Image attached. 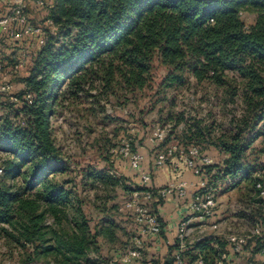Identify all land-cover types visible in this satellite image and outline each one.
Masks as SVG:
<instances>
[{"label":"trees","instance_id":"obj_1","mask_svg":"<svg viewBox=\"0 0 264 264\" xmlns=\"http://www.w3.org/2000/svg\"><path fill=\"white\" fill-rule=\"evenodd\" d=\"M247 15H254L255 21L248 23ZM45 22L52 23L56 32L47 30L43 37L37 36L38 50L29 75L22 79L23 88L14 95V102L0 104V109H11L17 119L24 116L23 125L11 114H0L4 172L0 223L16 229L19 239L35 250L41 240L43 253L66 248L77 259L84 254L85 244L95 235L89 234L82 202L73 199L72 190L66 187L70 182L57 180L71 166L54 139L52 118L68 102H88V110L95 112L111 101L124 106L136 100L152 85L157 57L169 68L162 87L184 85L193 78L225 90L231 98L240 97L245 104L234 129L215 142L208 128L199 123L189 127L187 137L190 142L213 144L224 155L221 163L205 168L211 183L227 178L235 186L244 179L252 182L257 204L253 227L259 225L262 234L250 243L248 262L256 264L254 256L264 246V198L256 188V174L264 170V164L246 161L253 144L247 137L264 123V0H52ZM0 43L16 51L25 42L0 34ZM26 93L32 95L31 102ZM262 134L258 132V136ZM166 139L167 135L154 148ZM114 172L89 168L81 174L93 186L114 189L125 185L128 193L146 190ZM68 210L79 219L83 237L43 246L52 241L44 238V230L50 228L45 224L47 216L60 226L69 216ZM178 249L176 240L164 259L151 257L143 264H176ZM227 251L226 238L211 235L187 243L182 258L190 256L186 264L198 258L204 264H220Z\"/></svg>","mask_w":264,"mask_h":264},{"label":"rangeland","instance_id":"obj_2","mask_svg":"<svg viewBox=\"0 0 264 264\" xmlns=\"http://www.w3.org/2000/svg\"><path fill=\"white\" fill-rule=\"evenodd\" d=\"M51 1L45 0L44 6H38L37 0H30L26 7L31 24L41 27V37L47 30L56 32L52 23L45 22ZM37 39L36 35L31 36L17 47L16 51L0 43V60L4 67L0 74V87L4 84L11 86L9 92L0 93V104L14 102L12 96L23 88L22 79L29 75L34 55L38 50ZM18 60L23 66L15 70L14 66ZM168 73L169 68L156 57L153 63L152 85L138 94L136 100H131L124 106L111 101L106 105L102 104L103 110L95 112L88 110L91 108L88 102L74 105L68 102L64 109H58L51 122L53 135L71 167L70 172L58 175L57 180L70 182L66 187L72 190L73 199L77 198L82 202L91 231L89 234L95 235V239H88L84 254L79 255L77 259L66 248H62L60 252L43 253L41 240L36 243L35 250L33 245L25 244L19 239L16 229L0 223V264H143L151 257L164 259L167 256L165 248L153 249L159 236L139 235L133 213L125 207L134 191L128 193L130 190L125 189V185L114 189L89 185L82 178L81 171L106 168L115 170L114 174L117 176L123 172L126 176L128 159L121 154L123 140L130 142L138 152L150 151L152 161L170 145H197L214 162H222L224 155L215 145L203 141H189V127L197 123L207 127L211 132L212 141L215 142L223 134H229L235 127V120L244 114L245 104L242 99L231 98L225 90L218 89L208 82L199 84L193 78H189L184 85L162 87ZM10 111L12 110L0 109V114H11L15 122H22L23 115L17 119ZM22 124L24 125L23 122ZM159 128L164 130L167 139L163 145L154 148L150 139ZM260 131L264 132V123L247 137L253 139V144L246 162L261 166L264 164V134L258 136ZM2 159L3 155H0V170ZM3 174L2 170L0 182ZM228 179L218 185L214 192L217 199L216 215L210 219H197L201 220L199 224H203L205 228L191 229L187 243L211 235L226 238L229 234H246L253 228L252 216L255 217L257 204L252 182L244 179L235 186L232 180L227 183ZM130 184L133 185L132 182ZM150 207L153 210L154 205ZM66 215L60 226L54 224L51 216H47L45 224L50 228L44 230V238L52 241L43 246L57 245V240L65 244L77 237H83L76 214L68 210ZM213 224H217L218 229H213ZM137 244L141 247L140 258L125 263L128 249ZM252 248L253 245L249 244L243 256L247 254L249 259ZM87 259L90 260L89 263ZM189 260L190 256H185L184 262L188 263Z\"/></svg>","mask_w":264,"mask_h":264},{"label":"built area","instance_id":"obj_3","mask_svg":"<svg viewBox=\"0 0 264 264\" xmlns=\"http://www.w3.org/2000/svg\"><path fill=\"white\" fill-rule=\"evenodd\" d=\"M30 0H0V4L4 3L6 11L0 12V34H7L13 41L26 42L31 36H41V27L31 24L30 18L26 13V7ZM38 6H44L45 0H37ZM39 43L43 44L44 39H39ZM23 66V63L18 60L14 69L18 70ZM3 63L0 60V74L3 72ZM10 84H4L0 87V93L9 92ZM26 99L31 102L32 95L26 93ZM12 99L16 100L14 96ZM166 137L162 128H159L154 136L150 139L153 147L157 146ZM121 154L128 159L130 168L140 172L139 186L145 187L144 191H134L127 201L125 207L133 213L134 222L137 225L139 235L142 237L159 236L163 230L162 224L158 215L153 212L150 207L153 202L160 199H165L169 195H175L184 202V208L187 212L197 218L210 219L216 215L217 199L215 197L216 187L222 184V180L210 182L206 173V166L213 164L210 156L201 151L199 147L191 146L189 148L170 145L168 148L157 155L155 165L162 167L169 162L174 163V167L180 170L182 166L190 169L195 176L201 177L199 183L200 189L194 192L190 199L188 189L190 185L186 181H181L178 184H168L166 186L155 188L151 186L152 175L150 172L143 170L144 156L134 151L130 142H122ZM2 172V170H0ZM256 176L259 180L256 183V188L259 190V196L264 198V170L258 172ZM231 179L226 182L229 183ZM213 229H218L217 224L212 225ZM193 229L190 224V219H183L178 225L177 240L179 241V249L174 253L176 264H186L182 258V253L186 249L187 237ZM262 230L259 225L251 228L246 234H229L226 236L228 242V251L222 254L220 264H230L231 254H243L245 248L252 243L257 237L261 236ZM260 254L264 256V246L260 250ZM141 256V247L137 244L134 248H130L124 258L125 263H130L133 259H138ZM191 264H204L202 258H198Z\"/></svg>","mask_w":264,"mask_h":264},{"label":"crops","instance_id":"obj_4","mask_svg":"<svg viewBox=\"0 0 264 264\" xmlns=\"http://www.w3.org/2000/svg\"><path fill=\"white\" fill-rule=\"evenodd\" d=\"M5 11V5L4 3H1L0 12L4 13ZM246 20L248 23H253L255 21V16L247 15ZM151 149L152 148H150V150ZM140 153L144 156L143 170H145L146 172H150L152 175V187L160 188L168 184H178L181 181H186L190 185V188L188 189L189 196L187 199H190V196L200 189L199 183L202 178L195 176L190 169L182 166L180 170H177L174 167L173 162H169L165 166L158 167L155 165V161H152V155L150 151L148 152V150H144ZM126 169L127 171H125L127 175L125 176V172H123L122 175L127 177L134 185H139L140 172L130 168L129 164H127ZM185 201L186 200H180L175 195H169L165 199H163L162 203H157L156 201L151 204L154 205L153 211L156 212V214L161 218L163 222L164 232V235L160 234L159 238H157L153 249L160 250L162 248H165L168 253L169 247L173 245L177 240L178 225L183 219H190V223L193 228H205L203 224H199L201 223V220H197L199 218L186 211V209L184 208ZM194 221L199 222H195V224ZM246 256H243V254H231L230 264H249L248 258ZM254 259L256 261V264H264V256L260 253H257L254 256Z\"/></svg>","mask_w":264,"mask_h":264}]
</instances>
